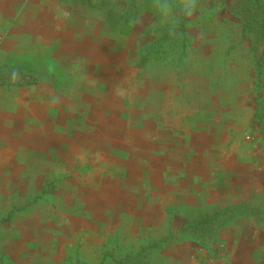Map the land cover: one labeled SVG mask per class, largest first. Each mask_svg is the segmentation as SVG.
<instances>
[{
	"label": "crops",
	"instance_id": "obj_1",
	"mask_svg": "<svg viewBox=\"0 0 264 264\" xmlns=\"http://www.w3.org/2000/svg\"><path fill=\"white\" fill-rule=\"evenodd\" d=\"M71 6L61 0H0V56L29 55L40 71L48 70L45 60L53 58L78 80L76 89L77 84L84 88L72 101L64 92L56 94L50 83L36 81L0 98V193L10 196L27 167L52 169L56 162L46 152L50 147L60 149L66 164L79 158L87 165L86 158L96 154L117 174L69 177L59 205L42 204L26 217L6 221L21 244L43 254L76 249L81 261L98 264L107 237L123 227L136 237L156 232L162 237L184 225L186 210L264 202V157L240 162L219 118L220 136L209 135L211 126L220 123L215 119L168 139L180 124L171 121L173 113L158 110L163 100L141 96L140 69L124 41L91 30L85 13ZM141 119L139 128L130 125ZM70 120L72 136H66ZM216 137L221 143L214 142ZM100 141L108 143L99 146ZM111 148L134 151L125 160ZM19 154L24 158L17 162ZM36 178L39 188L43 178ZM68 185L77 191L70 192ZM218 245L219 256L207 258L208 264H264V226L253 218L226 224ZM202 256L195 241L171 239L155 260L195 264Z\"/></svg>",
	"mask_w": 264,
	"mask_h": 264
},
{
	"label": "rangeland",
	"instance_id": "obj_2",
	"mask_svg": "<svg viewBox=\"0 0 264 264\" xmlns=\"http://www.w3.org/2000/svg\"><path fill=\"white\" fill-rule=\"evenodd\" d=\"M69 3L79 13H85L87 25L91 30L101 32L110 30L107 28L108 23L103 13L96 9L100 3L99 0H94L95 7L92 10L79 0H70ZM124 4L125 2L120 1L118 5L124 6ZM236 6L237 0H200L197 7L191 10L187 20L189 46L185 66L180 70L169 65L145 66L140 69L139 77L141 78V96L163 100L164 103L158 110L173 113L174 118L169 120L177 121L180 124V127H172L173 135L168 139L184 137L185 127H190L194 131L197 125L204 126L205 122L219 118L224 122V130L229 133L231 150L238 155L240 162L245 163L258 159L259 156L264 157V146L255 137L256 124L252 127L249 126L254 110V86L257 79L255 59L259 56L263 44H259L250 31L243 32L240 15L235 12ZM146 12L145 10L140 13L137 18L139 22L137 24V21L135 22L133 26H136L125 36L126 38L121 37L127 47L128 57L134 63L138 59L136 50L148 39L154 37V35H150V38L143 37L140 34V31L149 23ZM21 46L24 47V43ZM33 60L29 55L14 53L0 56L1 99H7L14 94L17 86L29 85L26 82L33 68L31 65ZM45 63L48 70H39L41 75L38 76V81L50 83L56 94L62 95L64 92L66 98L73 101L78 90L84 88L77 84L76 89L73 83H78V80L53 58H46ZM11 68L15 70L11 75L19 76V79L22 76L21 81L18 79L15 81L14 77L8 75L7 71H10ZM16 72L18 73L16 74ZM25 73H29V75ZM261 86L264 94V59L262 60ZM133 104L142 108L140 102H133ZM142 119L140 122L130 125L139 128L142 125ZM220 125L221 122L213 124L209 135L220 136ZM73 126L74 120H70L64 128L66 136H72L71 128ZM217 138L213 141L221 143V139ZM226 141L224 140V143ZM104 143L108 142H98L99 146H103ZM111 151L113 155L126 160L130 158L131 152L134 150L111 148ZM46 152L56 162L52 169L27 167L21 173L23 178L17 182L16 187L13 184L10 187L8 194L10 196L3 197L0 193V264H76L81 261L76 249L63 254L50 253L51 251L43 254L39 253V249L35 247L24 245V241L21 244L17 232L13 227H10L12 222L7 223L6 221H10L15 215L26 217L29 215V211L35 210L42 204L59 205L63 201L61 189L66 187V179L69 177L78 179L82 178V175L92 177L96 174L103 176L117 174V169L115 170L97 159L96 154L89 155L86 158L87 165L86 162L83 165V160L79 158L66 164L64 157L59 155V148L50 147ZM18 156L17 162L23 161L24 156L21 154ZM82 167L86 168L84 173L81 172ZM37 176L43 178L40 180L39 188L35 186ZM18 187L21 188L20 191H18ZM69 191L75 193L76 186H69ZM252 206L261 208L259 212L263 218V224L257 223L264 226V202ZM78 207L77 204L76 209ZM172 211L169 209V212ZM8 215L11 217L7 218ZM244 218L248 221L251 217ZM125 229L123 227L124 231L119 230L111 235L112 237H107L105 242L114 240L118 245H127L130 242L145 241L146 238L136 237L135 234L126 232ZM57 233L60 235L61 232ZM159 233L150 234V237L155 238ZM163 233H167V231ZM113 236H117V238ZM101 249L103 247L99 249V257L103 251ZM84 264L90 263L86 261Z\"/></svg>",
	"mask_w": 264,
	"mask_h": 264
},
{
	"label": "trees",
	"instance_id": "obj_3",
	"mask_svg": "<svg viewBox=\"0 0 264 264\" xmlns=\"http://www.w3.org/2000/svg\"><path fill=\"white\" fill-rule=\"evenodd\" d=\"M70 4V0H61ZM89 9L95 7L94 0H79ZM125 2L124 6L118 5ZM200 0H99L96 6L103 13L107 21V33L119 36H127L137 21L142 11H147L149 23L140 31L143 37L150 38L139 47L136 66L139 69L145 66H171L181 69L186 64L187 48V5L191 10L197 7ZM116 9V10H115ZM235 12L240 15L242 30L250 31L259 44H263L259 56L255 59L257 79L254 86V110L249 126L254 128L255 137L264 146V94L262 93L261 75L262 60L264 59V0H237ZM153 17V20H151ZM139 21L136 22V24ZM107 31V30H106ZM34 68V67H33ZM31 69L26 83L32 84L38 81L41 75L39 70ZM8 75L12 76L15 70L11 68ZM18 72H16L17 74ZM23 74V73H22ZM29 75V73H25ZM37 74V76H34ZM14 77V76H12ZM19 76H15V81ZM261 208L246 203L227 204L225 206H203L184 212L185 223L175 234L166 233L162 237H148L140 243L130 242L127 245H118L114 240L103 244V251L98 264H158L155 254L163 245L171 240H193L203 251V256L195 264L207 263V258L215 259L219 256V241L223 227L239 217L253 218L262 223ZM11 216L8 215L7 218ZM118 236V235H117ZM117 236H113L116 237ZM112 237V236H111ZM113 243V244H112ZM113 246V247H112ZM78 261L76 264H84Z\"/></svg>",
	"mask_w": 264,
	"mask_h": 264
},
{
	"label": "clouds",
	"instance_id": "obj_4",
	"mask_svg": "<svg viewBox=\"0 0 264 264\" xmlns=\"http://www.w3.org/2000/svg\"><path fill=\"white\" fill-rule=\"evenodd\" d=\"M186 7V10H187V12H188V14L190 15L191 14V5H187V6H185Z\"/></svg>",
	"mask_w": 264,
	"mask_h": 264
}]
</instances>
